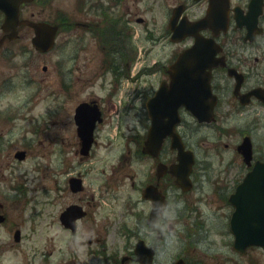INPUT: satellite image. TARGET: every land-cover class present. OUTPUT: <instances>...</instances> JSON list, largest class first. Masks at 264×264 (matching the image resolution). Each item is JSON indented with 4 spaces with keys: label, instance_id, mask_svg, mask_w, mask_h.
I'll return each instance as SVG.
<instances>
[{
    "label": "flooded vegetation",
    "instance_id": "af4514ba",
    "mask_svg": "<svg viewBox=\"0 0 264 264\" xmlns=\"http://www.w3.org/2000/svg\"><path fill=\"white\" fill-rule=\"evenodd\" d=\"M56 1L24 2L20 18L47 21L57 27L55 49L61 56L57 70L62 104L47 110L45 121L38 126L39 131H49L52 124L61 122L56 113L72 99L71 117L65 124L73 129L76 143L72 147L66 136L51 137L50 149L40 153L49 159L50 184L32 190L38 176L16 169L30 157L38 163L39 154L32 142L9 149L4 133L0 134V264H36L43 250L44 258L38 264H145L149 253L154 255L150 264H164V245L175 232L179 240L184 238L186 247L170 260L172 264L182 260L187 264H245L241 259L252 258L250 253L257 248L248 247L246 253L235 249L231 225L236 210L253 201L252 195H237L238 187L257 160L264 161V0H67V6L59 8ZM211 4L214 10L209 22L192 29L187 22L204 19ZM49 6L51 12L47 11ZM3 15L0 11V48L9 56L11 49L4 47L13 40L2 28ZM19 29V37L34 33L28 23ZM174 31L179 41L173 40ZM195 32L214 43L211 86L215 99L198 107L209 112L213 107L214 116L201 122L193 111L180 108L178 131L186 148L196 156L185 189L186 184H177V177L169 170L177 156L170 138L159 156L144 153L151 124L146 94L142 108L128 107L125 102L120 108L115 100L126 79L139 89V99L144 77L155 80L152 92L170 81L171 65L185 48L195 44ZM159 44L172 46L170 53L156 55L152 63L151 55L140 62L143 49L150 54ZM175 44L182 47L174 48ZM23 48L40 53L33 46ZM84 102L98 105L89 153L82 152L76 125V109ZM118 109L121 114L117 120ZM132 110L129 121L136 126L131 134L123 133L121 143L114 141L112 138L118 136L109 133L111 128L118 123L120 131ZM92 118L84 117L87 121ZM210 130L217 140L212 145L224 143L225 149L233 148V157L224 158L220 146L214 149L220 157L217 160L200 156L192 147L188 137L198 142L209 140L206 133L196 137L200 131ZM247 141L253 150L250 161L239 150ZM20 150L26 151L24 159L17 153ZM99 150L101 157H97ZM168 151L175 156L170 157ZM112 159L110 169L104 167L99 172L96 165H106L105 161ZM159 163L167 167L159 170ZM48 187L52 206L42 205L38 224L33 225L34 232L40 230L44 235L40 240L44 247H33L32 236L25 229L28 199L38 189ZM150 187L154 195L158 188L168 201L165 212L154 223L149 220L155 203L149 196ZM180 226L181 231H177ZM54 227L56 247L50 244ZM141 243L150 246L149 250L139 247ZM56 250L58 258L51 262L49 257ZM250 264L258 261L253 259Z\"/></svg>",
    "mask_w": 264,
    "mask_h": 264
},
{
    "label": "rangeland",
    "instance_id": "374dc122",
    "mask_svg": "<svg viewBox=\"0 0 264 264\" xmlns=\"http://www.w3.org/2000/svg\"><path fill=\"white\" fill-rule=\"evenodd\" d=\"M67 3V0H57L55 3V7L59 8L62 5L67 6ZM51 10L52 8L51 6H49L47 11L51 12ZM31 34L32 33H25L20 37V40L15 41L14 43H9L7 46H5V49H11L12 51L9 56H5L3 48H0V134L4 133V138L7 139L6 144L8 147H10L9 149L11 150H13V148H22V146H24V143L31 141L34 152L39 154L37 158L41 159V172L47 174L49 173V161L46 160L47 158L43 157L40 153L42 151L50 149L51 146L49 145V143L51 137L57 135L66 136L67 139L71 141L72 147L75 146L76 140L73 129L69 125L65 124V120L71 117L70 113L72 99H68L69 104L56 113V118H59L62 121L57 123L56 125L52 124V128L49 131H38L34 134L27 129L28 126H30L32 119H26L25 117H23V114L26 117H36L40 120V122H43L45 121L44 116L47 110H51L52 108L56 107L59 108L60 104H62L61 95H59V92H61V82L59 81L58 77L61 75L59 74V69L57 70V67L61 66L59 64V61L61 60V56L58 53L59 49L54 50L52 53L42 55L40 53H35L33 50L28 52V48L25 50L23 47L24 45L25 47H31ZM141 45H146L150 48L152 46L150 44L144 43H141ZM180 47L182 46L176 44L174 45V48ZM171 49L172 46L170 45L164 46V44H159L152 49L150 54H147L144 51L145 56H142L144 59H146V56L151 55L152 58L150 59V62L152 63L156 55L169 54ZM45 64L48 65V70H43V65ZM68 66L71 67V64ZM144 78L145 81H142L139 87L141 91L144 90L141 96L142 99L138 98L137 90L135 91V89H133V85L128 84V89L125 92L123 98L128 107L137 105L139 108H142L145 103L144 95L146 94L147 99L153 94L151 86L153 82L155 83V80L151 77ZM126 87L127 82L124 81L121 85L122 89L120 88L122 91L119 93L121 94L122 92H124V89ZM119 93L116 94L117 98L119 97ZM133 112L134 111L132 110V113L126 117L125 125H123L122 129H120L118 133H116V125L111 128L109 133L118 136V138H112L114 141L121 143L122 140H124L123 133L127 135L131 134V128L133 127V125L136 126V123L132 124L129 121V119L132 117ZM37 124L39 125V122ZM187 131H189V129ZM204 133L209 134V140L203 139L199 140L198 142L196 141V139L192 140L190 137H188V141L192 144L193 148H196V150L200 153V156L206 157L207 155H210V157H213L214 160L219 159V155H217V153L214 151V149L218 146H220V149L222 150L219 153L222 154L224 158L234 156V149H225L223 146L224 143H221V145L217 143L216 146L212 145V143L217 142V140L212 137L211 130L209 131V133L200 131L196 138L204 135ZM8 137L12 138L13 141H9ZM224 142L228 141L225 140ZM101 152L102 150L98 151L97 157H101ZM167 154L170 157L175 156V153H172L170 151H168ZM112 161L113 159L110 161H105L106 165H96V167H99V172H102V168L104 167L110 169L109 166L112 164ZM36 162L37 161H35L34 158L30 157L29 159L25 160V163L22 164L21 167L17 168L16 171L19 170L23 173L26 169L35 168ZM43 180L48 181V179H44L40 176L38 177L36 184L42 186ZM47 201H49V203ZM32 203L33 204H30L27 208L28 211H33L35 205L37 206L36 210H38L42 206V204L47 205L48 208H51L52 202L50 192L47 194L43 192L42 189L37 190V197ZM27 225L28 226L25 229L32 236L31 245L33 247H44L40 242V240H43L44 235L39 234L40 230H35V232L33 231L34 227L31 221H29ZM181 227L182 226H180L179 228L177 227L176 230L181 231ZM56 233L57 227L51 229L50 244L54 247H56L55 245L57 244V241L53 238ZM170 236V240L164 245V251L162 252L161 258L164 261L162 262L164 264H172L170 260L172 261V258L180 252V249L186 247V241L184 240V238H181V240H179L176 232ZM221 249L224 250L223 247H221ZM224 251L227 253V255L231 254L230 250ZM44 253L45 251L43 250L42 255L38 254V258H44ZM250 254L251 256L254 255L252 258L256 259L258 261V264H264V251L261 248L256 249L253 253ZM57 256L58 250L51 254V256L49 257L50 261H56V259L58 258ZM252 258L249 259L248 256L242 258L241 260H243L245 264H250V262H252L253 260ZM39 259L36 261V264H38Z\"/></svg>",
    "mask_w": 264,
    "mask_h": 264
},
{
    "label": "water",
    "instance_id": "95a60500",
    "mask_svg": "<svg viewBox=\"0 0 264 264\" xmlns=\"http://www.w3.org/2000/svg\"><path fill=\"white\" fill-rule=\"evenodd\" d=\"M23 0H0V8L6 12L5 29L9 30L14 38L17 35V27L19 25V3ZM37 28V36L34 38V44L39 49H48L53 45V28L45 24L35 25ZM199 40V41H198ZM208 45V42H202L197 39L195 48L199 49ZM192 53H200L199 50ZM184 52L182 57L174 64L171 71L172 82L169 86H163L157 96L153 98L154 103L149 104V111L152 116L153 126L151 129V143L153 146L158 143L157 151L161 146V141L170 135L173 138L175 146L179 147L178 165L172 167V171L179 173L181 178L188 177V173L193 165L192 152L184 151L182 143L179 141L178 133L175 131L176 124L179 121V107L185 105L186 108L193 109L198 103L203 102L202 96L208 98L211 92L210 75L206 71L205 62L199 67L198 62L194 59V55H188ZM208 102V101H207ZM81 109V108H80ZM78 109V110H80ZM199 119H206L200 116ZM152 147H149V150ZM154 153V150H153ZM156 154V153H155ZM186 171V172H185ZM185 172V175H184ZM184 177V178H185ZM251 187H264V165H258L252 171L249 179ZM161 208V207H160ZM162 212L163 207L154 213ZM250 211L254 215V225L241 227L239 224L234 226L237 232V240L235 247L241 251H245L250 244H261L264 246V206L255 205ZM177 264H186L179 261Z\"/></svg>",
    "mask_w": 264,
    "mask_h": 264
}]
</instances>
